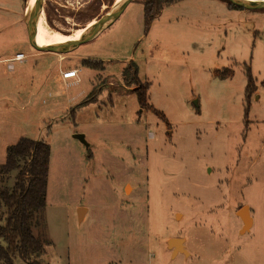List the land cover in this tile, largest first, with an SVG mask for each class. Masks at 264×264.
I'll use <instances>...</instances> for the list:
<instances>
[{
    "label": "rangeland",
    "instance_id": "1",
    "mask_svg": "<svg viewBox=\"0 0 264 264\" xmlns=\"http://www.w3.org/2000/svg\"><path fill=\"white\" fill-rule=\"evenodd\" d=\"M145 1L133 0L58 62L36 56L29 42L31 0H0V165L22 137L51 148L46 208L34 229L49 242L42 260L264 264V8L179 0L145 33ZM115 5L44 0L43 9L51 28L71 35ZM37 36L49 40L38 29ZM16 53L25 59L5 60ZM85 59L104 70L83 67ZM130 62L139 85L122 80ZM73 69L75 78L60 79ZM247 69L256 85L249 104ZM146 82L149 106L165 119L139 106L136 91ZM17 172L0 177V188L13 186ZM244 205L253 224L241 233ZM174 237L187 254L168 247Z\"/></svg>",
    "mask_w": 264,
    "mask_h": 264
},
{
    "label": "trees",
    "instance_id": "2",
    "mask_svg": "<svg viewBox=\"0 0 264 264\" xmlns=\"http://www.w3.org/2000/svg\"><path fill=\"white\" fill-rule=\"evenodd\" d=\"M179 0H146L143 3V21L145 33L163 8ZM231 7H234L228 0ZM237 7V6H235ZM240 8V7H239ZM95 60H82L83 67L104 70L103 64ZM98 61V60H96ZM248 81L245 97L249 104L256 91L254 79L247 69ZM125 85L137 84L141 80L134 62H130L122 71ZM149 83H144L136 91L138 104L146 108L148 104ZM90 102L87 97L80 105ZM157 115L165 119L163 112L149 106ZM248 108L245 109L247 117ZM51 148L43 140L20 138L7 146L5 162L0 165V177L7 179L13 171H18L13 186L0 188V264H16L17 259L25 264H44L42 256L47 240L34 234L40 224V215L46 208L47 185Z\"/></svg>",
    "mask_w": 264,
    "mask_h": 264
},
{
    "label": "water",
    "instance_id": "3",
    "mask_svg": "<svg viewBox=\"0 0 264 264\" xmlns=\"http://www.w3.org/2000/svg\"><path fill=\"white\" fill-rule=\"evenodd\" d=\"M132 1L133 0H123L119 4H116L115 7L111 11H109L106 15L102 16L92 28H90L85 34H83L81 37H79L73 42L63 45L39 46L35 39V24L43 8L44 0H36L33 6L29 9L25 21L29 42L36 50L39 51H48L58 54L71 52L75 50L80 44L93 40L101 32H103L105 29L111 26L121 16V14L125 11V9ZM228 1L240 8L241 7L252 8V9L264 8V0H250V2H245L241 0H228ZM74 137L79 139L84 144H86L85 136L83 134H75ZM83 211L84 209L78 210L79 217L82 216ZM237 216L240 217V219L243 222L241 233H245L249 231L252 225V218L250 215L249 207L246 205L242 206L237 211ZM184 242L185 241L183 238L174 237L168 241V247L169 248L172 247L173 253L181 252L187 254L188 252L185 248Z\"/></svg>",
    "mask_w": 264,
    "mask_h": 264
},
{
    "label": "bare ground",
    "instance_id": "4",
    "mask_svg": "<svg viewBox=\"0 0 264 264\" xmlns=\"http://www.w3.org/2000/svg\"><path fill=\"white\" fill-rule=\"evenodd\" d=\"M36 0H31L30 8L33 6ZM123 0H116V4H119ZM245 2H250V0H246ZM29 8V9H30ZM94 21V20H93ZM95 25V22H90L87 25L88 29H83L77 33L71 34V35H62L61 32L57 31L56 29L51 28L46 21V15L45 11L42 8L39 17L37 19V22L35 24V39L39 46H45L43 45L39 40L37 36V29L42 32L49 40L56 42V43H62L58 45L68 44L70 42L75 41L79 37H81L83 34H85L91 27ZM37 28V29H36Z\"/></svg>",
    "mask_w": 264,
    "mask_h": 264
},
{
    "label": "crops",
    "instance_id": "5",
    "mask_svg": "<svg viewBox=\"0 0 264 264\" xmlns=\"http://www.w3.org/2000/svg\"><path fill=\"white\" fill-rule=\"evenodd\" d=\"M26 13V12H25ZM46 39V38H45ZM44 38H42V37H38V40L43 44V45H45V46H52V45H58V44H62V43H56V42H53V41H51V40H45ZM55 43V44H54ZM50 56V57H53V56H56L57 57V61L58 62H61V61H63L64 60V58H61L60 57V54H58V53H54V52H48V51H41V52H39L38 54H36V56ZM11 58H13V57H11ZM7 59H10V58H7ZM7 59H5V60H7ZM25 59V58H24ZM23 59V60H24ZM23 60H21V61H13V62H22ZM9 63V62H8ZM9 68H13L12 67V65H10V66H8ZM80 73V71L77 73V74H79ZM60 79H63L64 80V78L63 77H60ZM67 80V79H66ZM86 210V209H85ZM87 214L88 213H86L85 212V214L82 216V220H81V222H84L86 219H87ZM241 220V219H240ZM252 224H253V220H252ZM242 226H243V222H242V220H241V229H242ZM251 227H252V225H251ZM251 229V228H250ZM180 253V252H179Z\"/></svg>",
    "mask_w": 264,
    "mask_h": 264
},
{
    "label": "built area",
    "instance_id": "6",
    "mask_svg": "<svg viewBox=\"0 0 264 264\" xmlns=\"http://www.w3.org/2000/svg\"><path fill=\"white\" fill-rule=\"evenodd\" d=\"M25 57L26 56L23 53H16L13 58L7 59L6 61L7 62L21 61ZM8 66H10V64ZM77 73H78V70L73 69V70H69L66 72H62V76L64 79H71V78H75L77 76Z\"/></svg>",
    "mask_w": 264,
    "mask_h": 264
}]
</instances>
